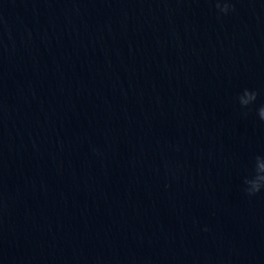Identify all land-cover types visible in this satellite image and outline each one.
<instances>
[{
  "label": "water",
  "instance_id": "1",
  "mask_svg": "<svg viewBox=\"0 0 264 264\" xmlns=\"http://www.w3.org/2000/svg\"><path fill=\"white\" fill-rule=\"evenodd\" d=\"M231 2L0 0V264H264V0Z\"/></svg>",
  "mask_w": 264,
  "mask_h": 264
},
{
  "label": "clouds",
  "instance_id": "2",
  "mask_svg": "<svg viewBox=\"0 0 264 264\" xmlns=\"http://www.w3.org/2000/svg\"><path fill=\"white\" fill-rule=\"evenodd\" d=\"M215 6L222 14L227 15L230 11H235L231 0H215ZM259 93L256 90L245 88L237 97L236 101L241 109L249 110L257 101ZM258 118L264 121V104L257 110ZM243 114L246 116L247 111ZM242 190L248 197H254L264 192V155H256L252 161L250 170L242 177ZM207 231V228L204 229Z\"/></svg>",
  "mask_w": 264,
  "mask_h": 264
}]
</instances>
